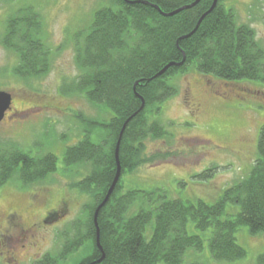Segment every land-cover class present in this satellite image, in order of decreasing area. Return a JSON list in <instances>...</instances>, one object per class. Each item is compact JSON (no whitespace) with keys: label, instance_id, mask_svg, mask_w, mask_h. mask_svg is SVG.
I'll return each instance as SVG.
<instances>
[{"label":"trees","instance_id":"1","mask_svg":"<svg viewBox=\"0 0 264 264\" xmlns=\"http://www.w3.org/2000/svg\"><path fill=\"white\" fill-rule=\"evenodd\" d=\"M194 1L110 0L94 12L87 29L76 34L75 63L81 73L67 90L84 95L108 118L76 116L82 136L65 148L60 169L77 175L70 189L86 201L81 217L70 225L71 235L61 236L59 252L46 253L33 264H194L188 256L199 254L205 242L214 262L231 264L246 256L235 237L240 228L264 234V125L249 173L213 203L174 198L156 187H126L123 180L153 159L146 154L147 140L168 136L162 105L178 94L174 77L195 70L227 83L264 85V48L254 29L239 22L225 0H217L197 28L213 0H199L173 15L161 13ZM42 30L32 6L23 5L6 18L1 42L17 55L12 73L18 78L41 77L50 69L52 49ZM183 58L180 66L154 77ZM127 119L119 144L121 175L97 215L100 250L93 215L115 176V146ZM57 161L51 152L0 145V188L10 182L40 183L59 170ZM215 169L193 178L207 179ZM228 206L238 210L229 214ZM256 263L264 264V252Z\"/></svg>","mask_w":264,"mask_h":264},{"label":"rangeland","instance_id":"2","mask_svg":"<svg viewBox=\"0 0 264 264\" xmlns=\"http://www.w3.org/2000/svg\"><path fill=\"white\" fill-rule=\"evenodd\" d=\"M109 1L0 0V90L10 92L13 97L12 112L0 123V145L51 152L58 159L59 169L40 183L23 186L10 182L2 186L0 225L5 228L4 216L16 210L27 228L35 221L34 215L43 210L42 197L46 189V210L59 208L62 203L65 210L58 222L46 225V242L40 240L42 254L59 252L64 241L61 236L71 235L70 225L81 217L86 201L85 196L70 189L77 175L70 176L60 169L65 148L82 136V126L76 116L108 118L84 95L70 93L67 89L81 73L75 63L76 34L87 29L94 12ZM225 2L235 10L239 22L254 29L256 39L264 48V1ZM23 5L32 6L39 14L43 37L52 49L50 69L45 75L28 80L12 73L17 55L1 42L6 18ZM172 82L177 85L178 94L162 105V122L168 136L145 142L146 154L153 159L132 174H126L124 183L126 187L147 190L160 188L174 198L213 203L224 189L247 176L256 159L258 133L264 125V85L247 81L227 83L202 76L195 70L177 75ZM193 104L200 105V110L193 113ZM210 167H216L211 177L193 178ZM33 193L39 194L37 206L28 199ZM237 210V206L227 207L229 214ZM235 237L246 250V256L231 264H257V256L264 252V234L252 235L242 227ZM12 243L5 238L3 246L11 248ZM35 252L18 251L15 263L32 264L27 258ZM188 257L194 264H226L211 259L207 242L199 254L190 253ZM7 258L12 259L0 249V264H9Z\"/></svg>","mask_w":264,"mask_h":264},{"label":"flooded vegetation","instance_id":"3","mask_svg":"<svg viewBox=\"0 0 264 264\" xmlns=\"http://www.w3.org/2000/svg\"><path fill=\"white\" fill-rule=\"evenodd\" d=\"M193 107L195 110L193 113L200 110V105L198 104H193ZM11 112H12V107L9 111L6 112L4 119L0 123H2L4 120H6L9 117ZM45 186H46V181H45ZM43 195L44 198L42 197V206H41L43 210L42 212L36 213L37 214V215L35 214L36 217L34 215L35 221L27 225V228L24 227L25 225L24 218L16 210H12L11 212H8L4 216V224L6 226L5 228H2L4 226L0 225V249H2L6 255L7 253L11 255L12 259L7 258L9 264H16L14 256H17L18 251L26 250L25 254L29 253L32 250L37 251L31 255H28L27 260L31 261L32 264L42 256L46 255V252L44 254H42L41 252L42 247H40V240H44L46 242V225H50V224L54 225V223L59 221L60 217L64 214L65 205L64 203H62L59 208H57L56 206L55 208L46 210V189L45 191H43ZM38 196L39 194L33 193L30 196H28L29 197L28 199L32 204L37 206L39 199ZM51 217L54 218V222L48 223L47 219ZM5 238L7 240L12 241L13 242L12 244H14V246L13 247L9 246L11 248L4 247L3 242H5Z\"/></svg>","mask_w":264,"mask_h":264},{"label":"water","instance_id":"4","mask_svg":"<svg viewBox=\"0 0 264 264\" xmlns=\"http://www.w3.org/2000/svg\"><path fill=\"white\" fill-rule=\"evenodd\" d=\"M198 1L199 0H195L190 5L181 7L179 9H177V10H175L173 12L167 13V14L161 12V9L159 7H156V8L164 15H173V14L179 12L180 10H183V9H186V8H189V7L193 6V5H195ZM216 2H217V0H213V3L211 5L210 9L206 13H204V15H202L200 17V19L198 20L197 25H196L195 28H197L198 24L205 17V15L207 13H209L215 7ZM185 37H182V38H185ZM183 61H184V58H183V60L180 63H168L154 77L162 75L171 66H180L181 64H183L182 63ZM12 99H13V97H12V94L10 92L4 91V90H0V122L4 119L6 112L11 109ZM142 106H143V101H142V105H141L140 108H142ZM129 119H127L125 121V123L123 124L122 129H121L120 134H119L118 139H117L116 146H115V151H114V158H115V163H116L115 176H114V178L112 180V183H111V185H110V187H109V189H108L103 201L98 205V207L96 208V210L94 212V215H93V222H94V225H95V228H96V243H97V246H98V248L100 250H101V246L99 245V229H98V226H97V215H98V211L100 210V208L107 202L110 194L112 193L115 185L117 184V182H118V180L120 178L121 170H120V163H119V144H120V140H121V136H122L123 130H124L127 122L129 121ZM103 257H104V254L102 253V256H101V258L99 260H101Z\"/></svg>","mask_w":264,"mask_h":264}]
</instances>
